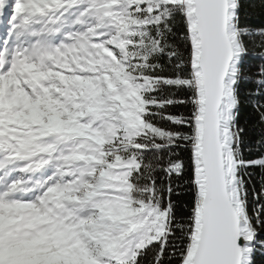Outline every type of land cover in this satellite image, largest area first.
Instances as JSON below:
<instances>
[{
	"label": "snow or ice",
	"instance_id": "obj_1",
	"mask_svg": "<svg viewBox=\"0 0 264 264\" xmlns=\"http://www.w3.org/2000/svg\"><path fill=\"white\" fill-rule=\"evenodd\" d=\"M0 264H264V0H0Z\"/></svg>",
	"mask_w": 264,
	"mask_h": 264
}]
</instances>
